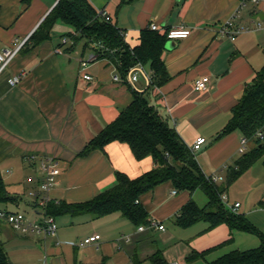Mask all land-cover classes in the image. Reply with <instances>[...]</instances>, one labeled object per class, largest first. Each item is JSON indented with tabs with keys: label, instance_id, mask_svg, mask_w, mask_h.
I'll return each mask as SVG.
<instances>
[{
	"label": "crops",
	"instance_id": "crops-1",
	"mask_svg": "<svg viewBox=\"0 0 264 264\" xmlns=\"http://www.w3.org/2000/svg\"><path fill=\"white\" fill-rule=\"evenodd\" d=\"M88 1L111 17L130 49L140 45L142 31L151 24L161 35L186 28L191 36L168 40L169 48L161 56L168 79L159 87L150 86L143 76L129 82L133 67L123 74L112 58L124 51L122 47H100L60 20L47 40L27 45L0 81V180L6 190L0 210L26 213L33 221L47 215V205L41 202V162L50 158H56L61 168L57 185L48 193L54 205L94 199L116 185L117 173L135 179L153 170L151 157L137 160L126 144L90 148L92 140L132 103L134 91L175 128L203 173L219 178L216 184L229 189L228 201L240 203L239 215L264 232V155L231 182L238 161L256 141L237 129L227 131L233 109L264 67V0ZM58 2L30 0L27 5L23 0H0V52L29 38ZM228 23L241 30L234 40L222 32ZM144 67L152 77L150 66ZM82 68L92 80L82 78ZM20 74H24L20 83L11 86L9 80ZM116 76L120 81L114 80ZM202 77L210 79L208 89L197 92L194 82ZM199 138L206 142L193 150ZM191 199L200 207L208 203L200 190L177 191L171 182L140 197L150 222L164 225L165 231H139L119 214L100 219L90 214L57 215L55 237L22 234L0 223V244L12 264L28 258L30 264H153L151 257L157 252L167 264L174 260L187 264L192 253H206L198 261L209 264L232 251L261 245L260 239L255 243L245 238L254 234L225 223L212 229L205 222L180 228L176 217ZM182 231L189 236L180 237V253L168 255V246ZM93 236L96 241L81 245ZM201 239L207 241L204 247L197 245Z\"/></svg>",
	"mask_w": 264,
	"mask_h": 264
},
{
	"label": "trees",
	"instance_id": "trees-1",
	"mask_svg": "<svg viewBox=\"0 0 264 264\" xmlns=\"http://www.w3.org/2000/svg\"><path fill=\"white\" fill-rule=\"evenodd\" d=\"M23 2L28 5L30 0ZM59 20L72 26L89 41L102 43L106 49L122 47L124 51L115 53L112 57L121 73L126 74L131 67L138 64L149 65L153 72L150 86L159 87L168 79L161 57L168 42L166 34L161 35L151 29L144 30L140 45L130 49L124 43V32L111 22H106L88 0H59L26 41L23 49L27 45L35 46L47 40ZM235 129L245 138L254 139L256 144L251 152L238 161L231 182L264 155V67L247 88L241 102L233 109L227 131ZM111 142L128 145L139 161L151 157L155 168L135 179L117 173V183L113 188L87 202H61L59 205L48 203L47 215L56 218L57 215L90 214L100 219L119 214L137 227L148 226L149 214L140 202V197L165 182H171L177 191L193 194L200 190L208 198L204 207H200L194 199L183 207L176 217V224L180 228L188 229L205 222L212 229L225 223L233 230L254 234L260 239L261 245L255 249L235 250L209 264H264V232L256 229L245 217L225 208L221 199L227 188H220L203 173L175 128L162 118L143 94L133 91L132 103L92 140L90 148L104 150ZM5 193V186L0 180V202L6 199ZM206 256V253H192L187 261L192 264L204 260ZM151 260L153 264H167L161 252L153 255ZM0 264H12L1 244Z\"/></svg>",
	"mask_w": 264,
	"mask_h": 264
},
{
	"label": "built area",
	"instance_id": "built-area-1",
	"mask_svg": "<svg viewBox=\"0 0 264 264\" xmlns=\"http://www.w3.org/2000/svg\"><path fill=\"white\" fill-rule=\"evenodd\" d=\"M258 0H253V2H257ZM100 16L106 20V22H111V17L105 12H99ZM149 29L152 31H158L159 28L155 24H151ZM222 32L225 35H229V37L234 40L236 35L241 33V30H233L231 29V23L226 24L222 28ZM168 40H184L191 36V30L186 28H177L172 29L166 32ZM27 38L24 41H16L15 44L8 49L0 52V81L5 70L10 66L13 60L19 55L22 51ZM100 47H104L102 43H97ZM24 74H20L19 76H15L9 80V84L11 86H17ZM81 76L84 80L90 81L92 77L86 73V68L81 69ZM143 76L147 80L149 84H151L152 77L147 73L145 67L141 64L135 65L131 70V76L129 78V82L135 83L138 79ZM115 81H120V77L116 76L114 78ZM210 79L208 77L198 78L194 82V89L197 92H203L208 89ZM260 136V135H259ZM206 142L205 138H199L194 144L193 150H198L204 143ZM247 140L243 139V147L246 145ZM41 171H42V181L40 183V192L42 194L41 202L44 205H47L49 201L48 193L57 185L58 178L61 175V168L59 165V161L56 158H50L49 160L41 162ZM213 183H217L219 178L212 177L210 178ZM176 193V192H175ZM222 203L227 207V209L234 213L238 214V210L240 208V203L231 204L228 201L226 196H222ZM0 223L8 224L13 230L20 232L22 234H34V235H42L45 237H55L58 234V224L56 218L51 215H45L41 221H33L30 220L24 213L19 212H8L6 210H0ZM146 228L150 229H158L160 231H165L166 228L162 224H158L156 222H150L148 226L139 227V231H144ZM96 237H90L84 240L81 245H87L94 241H96ZM171 264H180L179 262H173Z\"/></svg>",
	"mask_w": 264,
	"mask_h": 264
},
{
	"label": "rangeland",
	"instance_id": "rangeland-1",
	"mask_svg": "<svg viewBox=\"0 0 264 264\" xmlns=\"http://www.w3.org/2000/svg\"><path fill=\"white\" fill-rule=\"evenodd\" d=\"M238 191V190H237ZM237 191H234V192H237ZM230 194V191H229V189H228V191H226L223 195L224 196H226L227 198H228V196H230L229 195ZM229 199L231 200L232 198H230L229 197ZM236 200V199H235ZM234 200V201H235ZM234 203V202H233ZM225 206V205H224ZM226 209H227V207H225ZM25 215H26V213H24ZM238 215H239V210H238ZM27 216V215H26ZM28 217V216H27ZM172 229V228H171ZM181 234V236H179L178 234H177V238L174 240V242L173 243H171L168 247H169V250H168V255H170V254H173L175 257L180 253V248H181V246H182V243L181 242H179V239L181 240L182 238H180V237H186V236H189V233L188 232H181L180 233ZM245 238H247L248 240H250V241H254L255 243H259V238L256 236V235H246V237ZM206 239H201L198 243H197V245H198V247H204V245L206 244ZM249 242H247V245H250V244H248ZM257 245H259V244H257ZM257 247V246H256ZM168 255H167V257H168ZM167 260L169 261V258H167ZM167 261V262H168ZM177 260H174V262H176ZM31 263V260L28 258V259H26L22 264H30ZM169 263V262H168ZM171 263H173V262H170V264ZM210 263V262H209ZM188 264V263H187ZM193 264V263H192ZM194 264H208V262H204V261H198V262H195Z\"/></svg>",
	"mask_w": 264,
	"mask_h": 264
},
{
	"label": "water",
	"instance_id": "water-1",
	"mask_svg": "<svg viewBox=\"0 0 264 264\" xmlns=\"http://www.w3.org/2000/svg\"><path fill=\"white\" fill-rule=\"evenodd\" d=\"M169 48V45L165 47V49Z\"/></svg>",
	"mask_w": 264,
	"mask_h": 264
}]
</instances>
